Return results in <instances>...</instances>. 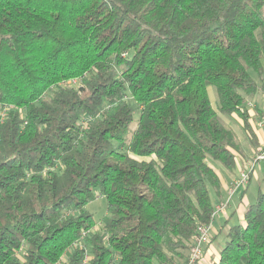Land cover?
I'll return each instance as SVG.
<instances>
[{
    "label": "trees",
    "instance_id": "obj_1",
    "mask_svg": "<svg viewBox=\"0 0 264 264\" xmlns=\"http://www.w3.org/2000/svg\"><path fill=\"white\" fill-rule=\"evenodd\" d=\"M263 63L264 0H0V264H184ZM243 219L216 264H264V191Z\"/></svg>",
    "mask_w": 264,
    "mask_h": 264
},
{
    "label": "crops",
    "instance_id": "obj_2",
    "mask_svg": "<svg viewBox=\"0 0 264 264\" xmlns=\"http://www.w3.org/2000/svg\"><path fill=\"white\" fill-rule=\"evenodd\" d=\"M262 91L264 92V90ZM255 101H258L259 103L263 102L262 96L258 94L252 100L247 102L249 124L251 126V130L253 131L252 137H248L244 133L243 122L237 116L228 117L224 122L226 126L234 131L237 137L239 151L234 152L236 155L237 169L235 172L227 170L225 168H223L224 172H218L214 169L220 181L219 190L215 192L216 196L214 201H212L214 206L221 204L226 200L229 185L232 183V181L236 180L239 177L241 171L245 170L246 166L252 161V157H254L255 154L262 149V144L264 143V127L258 128L256 125L261 116L264 115V109H261ZM263 161L261 163H264ZM255 166H257V164ZM260 166L261 165L258 166V169H260ZM253 177H255L259 183L256 194L250 195L249 188L251 187ZM257 178L258 174H254L253 170L250 174L248 185L245 188L237 189V191L232 195L229 203L214 216V219L211 223L210 239L208 243L203 246V254L197 264H216L219 261V253L222 248L216 246L212 242V239L218 235H221L222 232H224L226 236L229 228L234 225L245 226L243 219L244 212L246 208L255 201L256 195L258 191L261 190V186L263 185V183H260L261 180ZM211 235L214 236L211 237Z\"/></svg>",
    "mask_w": 264,
    "mask_h": 264
},
{
    "label": "built area",
    "instance_id": "obj_3",
    "mask_svg": "<svg viewBox=\"0 0 264 264\" xmlns=\"http://www.w3.org/2000/svg\"><path fill=\"white\" fill-rule=\"evenodd\" d=\"M65 85L69 87L79 88L81 86V83H80V80L78 79H70L65 82ZM10 108L12 107L4 106L2 108L0 112L1 118H4L5 112ZM256 126L258 128L264 127V115L261 116ZM251 160L252 161L246 166L248 167V169L245 168V170L241 171L239 177L236 180L232 181V183L229 185L228 192H227L228 198H230L237 191V189L245 188L248 185L250 174H251L250 171L254 169L256 164L264 160V143L262 144V149L259 152H257L255 156L252 157ZM225 205L226 203L223 202L221 204L214 206V210L211 215L210 222L207 224H200L197 226L195 233L192 237V245L190 247V250L188 252V255L186 257V261L184 264H197L199 262L203 254V246L206 245L210 239L211 223L214 219V216L217 213H219L225 207ZM95 228L96 227H94V229ZM90 233H91L90 231H82L78 243L74 246L84 248V242ZM63 261H64V256L60 259L59 264H61V262ZM80 264H88V254L86 250L84 252V256Z\"/></svg>",
    "mask_w": 264,
    "mask_h": 264
},
{
    "label": "rangeland",
    "instance_id": "obj_4",
    "mask_svg": "<svg viewBox=\"0 0 264 264\" xmlns=\"http://www.w3.org/2000/svg\"><path fill=\"white\" fill-rule=\"evenodd\" d=\"M251 75L252 77L255 75L253 72H251ZM254 78V77H253ZM260 86V89H259V92L254 96L256 97L258 94H260V96H262L263 98V102L259 103L258 101H255L257 105H259V107L261 109H264V92L262 90H264V63H263V77H262V80L259 81V84ZM208 97L212 103V106L215 108L216 106V94H215V90L213 87H208ZM253 97V98H254ZM227 117H222V121H226ZM136 121H137V117L134 118V122L132 123V128L135 127V124H136ZM243 153V152H242ZM212 162V167L217 170L218 172H224L223 171V168L219 163H216L212 160H210ZM262 161H260L257 166H255V169L254 170V174H258V178L257 179H260L261 180V184L263 183V185L261 186V190L260 191H264V182H263V179H264V163H261ZM264 162V161H263ZM261 163V164H260ZM260 166V169H258V166ZM236 165H235V168L232 170L233 172L236 171ZM246 169H248V167H246ZM252 170V171H253ZM252 171H250L252 173ZM258 180H256L255 177H253L252 179V182H251V187L249 188V194L250 195H255L256 192H257V187H258ZM215 191H213L212 189H210V198H211V201H214L215 199ZM232 197V196H231ZM230 198H228V194H227V198L226 200L224 201L226 203V205L229 203L230 201ZM225 205V206H226ZM85 210L88 211L93 219L96 221V223H99L104 217H106L108 215V205H107V201L103 198V197H99L98 195L96 196V198L91 201L88 205H86L85 207ZM99 226H97L94 230H98ZM214 235H211V237H213ZM226 241V236H225V233L222 232L221 235H218L216 237H214L212 239V242L216 245V246H219L220 248L223 247V244L224 242Z\"/></svg>",
    "mask_w": 264,
    "mask_h": 264
}]
</instances>
